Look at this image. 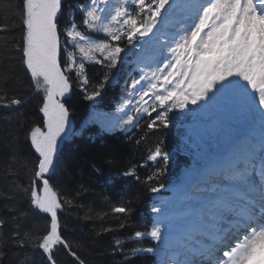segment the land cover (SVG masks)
<instances>
[{"label":"snow or ice","instance_id":"snow-or-ice-1","mask_svg":"<svg viewBox=\"0 0 264 264\" xmlns=\"http://www.w3.org/2000/svg\"><path fill=\"white\" fill-rule=\"evenodd\" d=\"M0 36V264H60V253L72 264H133L141 255L153 264H264V0H16ZM109 87L120 89L115 120L95 108ZM77 90L93 104L80 134L99 123L100 146L126 137L91 162L94 176L125 144L139 149L149 135L179 130L175 148L157 140L118 174L127 198L99 214L82 201L110 196L91 181L54 183ZM37 98L39 122L20 111ZM133 129L139 138L127 135ZM177 155L185 164L176 198L151 208L150 231L115 238L139 191L165 187ZM142 169H150L143 178ZM68 210L98 229L69 239ZM143 238L159 243L127 247Z\"/></svg>","mask_w":264,"mask_h":264},{"label":"trees","instance_id":"trees-1","mask_svg":"<svg viewBox=\"0 0 264 264\" xmlns=\"http://www.w3.org/2000/svg\"><path fill=\"white\" fill-rule=\"evenodd\" d=\"M16 0H0V20H4L6 17L11 15V5L14 4ZM78 0H65V4L74 5ZM3 36H0V43L3 42ZM98 66L91 69L90 74L95 75L98 71ZM120 98L118 87H109L103 98L100 99V105L105 109L114 108L115 104ZM77 99L81 102L75 106L73 111V116L76 125H79L83 118L87 114L88 101L83 100L82 96L79 95L77 90ZM38 104V98L33 99L32 102L20 111L25 112L29 120H34L39 122V117L36 115V105ZM145 120H141L140 123L143 125ZM96 131L98 129L96 128ZM92 129H87L83 134L75 135L71 139L67 140L60 152V163L57 166L56 172L54 174V183H57L68 178L78 181V182H88L91 181L96 193H103L110 196V202L103 201L102 196L97 197L95 195H89L85 198L82 203L94 204V213L99 214L104 211H108L111 204L120 200L125 196L123 189L128 188L129 185L126 181L119 177V173L123 171L126 167L137 164L140 162L142 156L146 152V147L150 146L157 140L164 141V146L167 150H172L176 147L179 138V130L172 128L170 130L156 132L153 135H149L148 139L142 144L139 149L133 144H125L121 150L120 154L116 159L112 160L111 163L106 164L104 167L103 176H94L91 173V162L103 163L105 156L109 151V148L114 144H120L121 141L126 139L124 134L117 133L116 135H109L105 138V146H100V143L96 138V134L90 137ZM136 135V138L142 134L139 129H133L127 135ZM185 164V158L183 156L177 155L176 160L170 165L168 172L161 178L160 183L166 186L167 183L176 179L180 173L182 167ZM150 169H142L140 175L143 176ZM139 185L132 186L133 191L139 189ZM152 192L143 189L140 190L138 195L139 199L136 200L133 215L128 219V227L122 229L115 234V238H123L124 236L130 235L134 231H145L149 229V217L147 215V205L151 200ZM76 212L68 210L66 213L62 214V218L67 220L69 225L68 236L69 239L75 238L76 240H81L83 237L90 235L91 230L95 227L98 229L99 223L85 222L83 220L78 221L76 219ZM83 216V212L80 213ZM96 215H94V220ZM115 218L109 216L108 220L112 221ZM105 226H108L107 222ZM113 237L105 236L104 245H107L112 241ZM151 242L148 238L141 239L138 243H129L127 247H147ZM87 252V249H82ZM60 264H72L71 260L65 256L63 253L59 255ZM118 259V257H105L106 261ZM133 264H151V256L138 257Z\"/></svg>","mask_w":264,"mask_h":264},{"label":"rangeland","instance_id":"rangeland-1","mask_svg":"<svg viewBox=\"0 0 264 264\" xmlns=\"http://www.w3.org/2000/svg\"><path fill=\"white\" fill-rule=\"evenodd\" d=\"M176 2H177V4L179 5V4H181V2H182V0H176ZM180 9L178 8L177 9V11H179ZM127 69V66H125V70ZM119 95H120V89H119ZM120 104H121V99L119 100V102L117 103V105L112 109V110H106V109H103L102 107H100V105L98 104V102L95 104V108H96V111L98 112V113H101V114H107L108 115V117L111 115V114H119V112L117 111V109L119 108V106H120ZM92 107H93V104H92V102H89L88 101V109H87V114H86V117H85V119H84V121H83V123H82V125L84 124V122H85V120L88 118V116L91 114V112H92ZM117 119V118H116ZM115 120V119H114ZM94 125H96V126H98L99 128H100V124H94ZM89 127H91V129H92V127L93 126H89ZM90 129V128H89ZM90 129V130H91ZM79 131H81V126H80V128L78 129V132ZM227 131H228V129L227 128H223L222 130H221V133H220V135L221 136H223V135H225L226 133H227ZM95 133H98V131H96V127L94 126L93 127V129H92V132L90 133V137H92V140H93V137H94V135H95ZM175 196V197H174ZM174 199L176 198V192L174 193ZM181 208H180V206H177V209L176 210H173V212L174 213H176L177 211H179Z\"/></svg>","mask_w":264,"mask_h":264},{"label":"bare ground","instance_id":"bare-ground-1","mask_svg":"<svg viewBox=\"0 0 264 264\" xmlns=\"http://www.w3.org/2000/svg\"><path fill=\"white\" fill-rule=\"evenodd\" d=\"M119 117V114L117 113V114H111L110 116H109V118L110 119H112V120H114V119H116V118H118ZM99 124V123H98ZM96 126V125H95ZM175 197V196H174ZM173 197V198H174ZM181 209L179 210V211H177L176 212V214H179V212H181L183 209H182V207H180Z\"/></svg>","mask_w":264,"mask_h":264},{"label":"water","instance_id":"water-1","mask_svg":"<svg viewBox=\"0 0 264 264\" xmlns=\"http://www.w3.org/2000/svg\"><path fill=\"white\" fill-rule=\"evenodd\" d=\"M71 125H72V128H73V118H72V120H71ZM66 140H67V139H66ZM66 140H64V141L61 142V144H60V150L62 149L63 144H64V142H65Z\"/></svg>","mask_w":264,"mask_h":264}]
</instances>
